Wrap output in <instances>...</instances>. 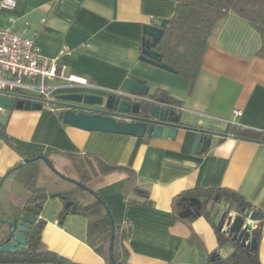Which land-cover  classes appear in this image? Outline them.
I'll use <instances>...</instances> for the list:
<instances>
[{"label":"crops","instance_id":"0c3cea01","mask_svg":"<svg viewBox=\"0 0 264 264\" xmlns=\"http://www.w3.org/2000/svg\"><path fill=\"white\" fill-rule=\"evenodd\" d=\"M176 4L177 0H16L11 10L0 6V22L9 25L12 17L15 31L34 39L45 56L55 57L68 47L58 56V76L49 82L51 99L73 92L115 93L125 78L138 77L145 80L150 94L161 88L177 98L180 123L201 129L210 139L205 151L193 152L198 134L194 129L180 127L174 138L90 131L64 123L58 118L59 107L47 102L41 109L2 112L0 120L16 149L0 138V177L24 157L37 154H49L56 169L70 178H76V172L65 153L93 154L134 170L135 183L147 191L148 204L127 203L125 172L91 181L115 225L130 226L123 242L129 264H205L216 250L223 257L233 252L231 241L218 247L214 227L205 216L179 217L181 210L173 198L185 190L233 189L259 210L264 222V142L224 135L232 124L264 131L260 33L228 13L214 27L192 82L139 58L143 26L169 19ZM69 75L87 84L70 83ZM11 176L0 188L7 194L6 202L0 201L3 207L12 192H21ZM62 207L59 197H49L42 206L41 239L47 248L77 264H109L88 244L83 216L70 214L59 221ZM258 255L264 264V224Z\"/></svg>","mask_w":264,"mask_h":264},{"label":"trees","instance_id":"16d2710c","mask_svg":"<svg viewBox=\"0 0 264 264\" xmlns=\"http://www.w3.org/2000/svg\"><path fill=\"white\" fill-rule=\"evenodd\" d=\"M228 13L238 15L258 30L262 42L257 53L264 59V0H177L175 13L163 27V34L154 49L162 55V62L170 66L174 73L194 82L199 74L203 54L213 29ZM150 96L165 105L176 109L180 107V101L164 89L156 88ZM182 126L194 129L198 133L203 132L201 129L183 124ZM227 134L264 142V131L244 126L229 125L224 135ZM0 138L16 149L6 132V123L2 120ZM44 155L54 166L49 154ZM64 156L76 172V178H71L75 181L55 173L42 159L30 161L21 167H13L5 177H0V181L2 180L0 188L10 175L21 186V192L11 193L7 207L1 206L0 203V245L4 242L8 228L3 220H25L29 227L25 246L16 252L0 251V264L40 262L77 264L49 250L41 239L45 221L40 217V212L45 200L53 193H60L59 198L63 202L58 214L60 222L70 214L83 216L87 220L88 244L107 262L110 235L113 230V256L116 264H129L124 258L126 251L123 242L130 235V226H116L114 221L112 222L109 207L93 189L91 181L115 171L127 173L128 184L123 188V195L128 204L136 202L148 204L150 201L147 191L139 189L136 185L135 172L130 167L108 163L93 154L65 153ZM132 193L137 198L132 197ZM191 197L199 199L201 208L198 215H191L188 218L205 216L214 227L219 248L231 241V237L220 230L219 225L231 216L243 215L246 210L255 212L250 235L256 239V248L247 250L233 243L234 250L231 254L223 257L216 250L210 254L205 264H261L258 246L264 222L256 207L239 192L226 187L185 190L173 198V203L178 210H182V205ZM66 203L70 205L66 206ZM219 204H223V212L217 218L216 214L212 216V211Z\"/></svg>","mask_w":264,"mask_h":264},{"label":"water","instance_id":"95a60500","mask_svg":"<svg viewBox=\"0 0 264 264\" xmlns=\"http://www.w3.org/2000/svg\"><path fill=\"white\" fill-rule=\"evenodd\" d=\"M167 23L168 19H162L158 25L143 26L142 50L139 58L142 61L174 72L170 66L162 62V55L154 49L163 34V27ZM43 102L59 107L58 118L64 123L90 131L109 132L135 137L174 138L178 128L184 127L179 121L180 116L176 108L154 100L150 96L149 86L145 80L138 77L125 78L120 87L119 94L114 92L108 93L104 104L105 109L102 110L71 103L82 102L85 105L102 104L103 97L92 93H65L50 100L34 96L15 99L14 97L0 95V105L5 109H41ZM209 143V138L203 136L202 133H198L194 142L193 152L205 151ZM37 159H42L52 171L65 179L75 181L62 175L44 154L23 158L15 167H21ZM1 183L2 180L0 181V185ZM51 197H61V194L53 193ZM69 205V203H66V206ZM200 208L201 203L199 199L191 197L182 205L179 217L186 218L191 215H198ZM254 219L255 212L246 210L243 215L239 214L229 217L226 222L219 225V229L231 237L232 243H236L247 250H252L256 248V239L250 235ZM3 221L7 224L8 228L4 242L0 245V251L16 252L22 249L27 240L28 222L25 220ZM113 241L114 231L112 230L109 242V264H116L113 256Z\"/></svg>","mask_w":264,"mask_h":264},{"label":"built area","instance_id":"2783aa9c","mask_svg":"<svg viewBox=\"0 0 264 264\" xmlns=\"http://www.w3.org/2000/svg\"><path fill=\"white\" fill-rule=\"evenodd\" d=\"M15 5L16 0H0L3 9L11 10ZM9 21V25L0 22V95L15 99L34 96L50 100L49 82L58 76V56L68 51V47H62L55 57H47L34 39L15 31L12 17ZM66 80L87 84L85 79L73 75ZM115 93L119 94L120 90ZM4 110L0 105V117ZM234 113L240 114V111L235 110Z\"/></svg>","mask_w":264,"mask_h":264},{"label":"rangeland","instance_id":"374dc122","mask_svg":"<svg viewBox=\"0 0 264 264\" xmlns=\"http://www.w3.org/2000/svg\"><path fill=\"white\" fill-rule=\"evenodd\" d=\"M58 171L61 172V173H63V174L65 173V171L63 169L62 170H58ZM66 174L67 173H65V175ZM66 176L68 177V175H66ZM6 200H7V194H6L5 188H2L0 190V201L6 202ZM222 212H223V204H219L218 206H215V208L213 209L212 216L216 214L217 218H219L220 215L222 214Z\"/></svg>","mask_w":264,"mask_h":264},{"label":"flooded vegetation","instance_id":"af4514ba","mask_svg":"<svg viewBox=\"0 0 264 264\" xmlns=\"http://www.w3.org/2000/svg\"><path fill=\"white\" fill-rule=\"evenodd\" d=\"M82 93H83V92H82ZM100 96L103 97V103L100 104V105H97V104H95V105H87V104H86V105H85V104H83L82 102H79V103L71 102V103H72V104L84 105V106H86V107H88V108H92V109L102 110V109H105V108H104V104H105V102H106L107 95H100Z\"/></svg>","mask_w":264,"mask_h":264}]
</instances>
